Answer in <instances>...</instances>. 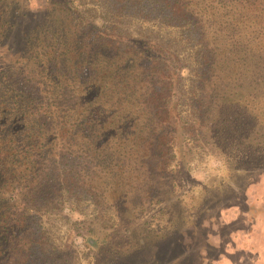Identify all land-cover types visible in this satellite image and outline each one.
Wrapping results in <instances>:
<instances>
[{"label": "trees", "instance_id": "1", "mask_svg": "<svg viewBox=\"0 0 264 264\" xmlns=\"http://www.w3.org/2000/svg\"><path fill=\"white\" fill-rule=\"evenodd\" d=\"M84 1L94 8L46 0L17 18V0H0V264H71L40 231L56 199H88L130 223L133 210L173 200L187 141L229 154L243 175L264 171V0ZM184 71L197 91L186 94L191 123ZM74 226L108 264H165L137 251L181 231ZM169 243L181 264H200L198 246Z\"/></svg>", "mask_w": 264, "mask_h": 264}, {"label": "rangeland", "instance_id": "2", "mask_svg": "<svg viewBox=\"0 0 264 264\" xmlns=\"http://www.w3.org/2000/svg\"><path fill=\"white\" fill-rule=\"evenodd\" d=\"M17 2V18L28 13L27 11L33 13L41 10L46 5V0ZM76 5L84 13L94 8L84 0H76ZM98 14L103 17L102 9L98 10ZM99 17L96 20H100ZM97 24L101 26L102 22ZM158 27L159 24L149 25V29L153 31H157ZM137 28L131 25L129 33L137 36ZM7 42L10 46V42ZM2 46L7 50L6 45ZM20 48L21 45L15 42L14 53ZM189 54L190 51L187 50L181 58L191 67ZM3 66L1 63L0 70ZM192 73L184 71L183 74L185 97L181 114L188 123L194 120V112L186 94L197 93L196 88H192ZM216 151L203 142H185L183 148L176 150L173 163L174 171H179L172 182L175 186V198L166 204L156 203L146 210H133L131 223L129 219L118 220L117 211L98 209L88 199L65 197L60 203L56 199L54 203L48 204L53 207L40 212V231L47 242L45 245L68 253L70 251L71 264H108L101 262L103 257H99L96 251L83 243L81 237H75V223L79 227H85L88 232L95 230L100 236L107 233L113 235V231L131 228L139 233L149 230L153 237H163L170 236L175 228L180 227V233L168 238L165 244L162 245L160 239H152L149 251L142 249L137 252L144 257H150L151 254V258L154 255L160 258L166 255V263L181 264V260L173 253L170 240L173 244L174 241L183 244V247L198 246L194 257L196 253V257L200 253V264H264V171L261 174L243 175L236 171V165L229 154L228 157ZM172 203L178 204L180 209L173 210ZM85 229L82 230L84 234ZM193 233L197 236L193 237ZM202 239L209 242L207 247L204 246L206 241L203 242ZM167 245L169 246L166 247ZM166 248H171V251ZM183 252L184 250L182 256ZM122 257H119L120 260ZM124 263L130 264L128 261Z\"/></svg>", "mask_w": 264, "mask_h": 264}]
</instances>
